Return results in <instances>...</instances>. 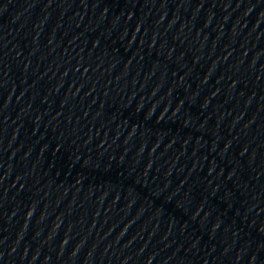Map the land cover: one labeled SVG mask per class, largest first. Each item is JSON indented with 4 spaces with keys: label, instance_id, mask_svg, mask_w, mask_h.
Masks as SVG:
<instances>
[{
    "label": "water",
    "instance_id": "95a60500",
    "mask_svg": "<svg viewBox=\"0 0 264 264\" xmlns=\"http://www.w3.org/2000/svg\"><path fill=\"white\" fill-rule=\"evenodd\" d=\"M0 238L264 264V0H0Z\"/></svg>",
    "mask_w": 264,
    "mask_h": 264
}]
</instances>
